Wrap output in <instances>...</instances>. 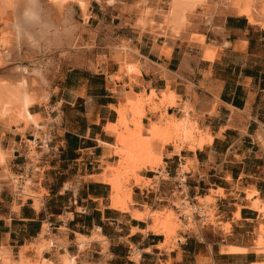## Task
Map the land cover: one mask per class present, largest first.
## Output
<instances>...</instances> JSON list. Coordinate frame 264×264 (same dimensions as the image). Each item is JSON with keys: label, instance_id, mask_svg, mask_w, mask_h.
Here are the masks:
<instances>
[{"label": "crops", "instance_id": "obj_1", "mask_svg": "<svg viewBox=\"0 0 264 264\" xmlns=\"http://www.w3.org/2000/svg\"><path fill=\"white\" fill-rule=\"evenodd\" d=\"M165 1L118 0V4L127 12L142 2L162 10ZM91 2L85 23L94 30L98 49L82 56L80 62L58 55L50 58L48 105L30 108L51 119L45 148L31 128L18 131L0 125V146L10 150L8 170L29 177L31 191L39 195V205H35L32 197L21 198L10 185H1L0 246L8 248L13 259L22 252L32 260L35 251L29 245L46 222L50 234L44 238L51 237L53 244L41 256L53 262H60L65 252L76 258V264H251L264 260V253L256 254L250 247L256 233L264 237V215L255 201L264 204V30L229 10H215L217 30H205L203 35L207 52L199 43L189 46L176 39L164 55V39H153L145 30L138 32L131 12L127 19L109 6L107 12L92 10ZM202 10L196 8L194 14ZM153 19L157 23L160 17L155 13ZM121 43L138 54L142 69L139 66L133 79L114 77L118 64L108 47ZM97 55L104 60L94 68L89 62L96 61ZM166 84L181 100L189 101L198 113V126L206 128L211 142L192 151L182 148L179 154L165 145L161 156L165 182L150 190L144 203L160 210L163 203L159 202L172 194L175 175L187 159L192 163L184 174L188 197H211L217 219L215 224L202 226L200 236L182 233V240L172 247L161 234L145 230L144 220L111 208L108 186L100 176L103 160L109 162L112 156L107 144L113 137L104 129L115 120L111 106L125 96L149 88L158 91ZM157 116V112L151 114L152 119ZM32 140L39 154L34 159L27 156ZM141 175L157 176L152 172ZM247 190L255 194L247 197ZM131 197L134 207L143 211L139 197ZM84 238L91 239L85 242ZM79 241L83 243L80 249ZM133 247L140 251L138 262L130 258Z\"/></svg>", "mask_w": 264, "mask_h": 264}, {"label": "bare ground", "instance_id": "obj_2", "mask_svg": "<svg viewBox=\"0 0 264 264\" xmlns=\"http://www.w3.org/2000/svg\"><path fill=\"white\" fill-rule=\"evenodd\" d=\"M91 1H94L101 9L108 7L113 2L111 0H0V23L5 26L4 33L0 35V68H6L5 74L0 75V125L4 129L15 124H22L23 127L31 125L35 128L34 135L40 136L44 144L47 137L46 133L49 132L46 126L50 120L30 111V108L37 102V96L40 94L38 91L40 92L43 86L48 85V75L45 66H34L27 70L23 62L33 60L37 52L43 55L61 49L63 51L66 49V51L71 52H83L79 57L71 59L80 62L83 59L82 56L91 54L95 49H98L93 40L94 30L85 23L88 18L87 7ZM140 7H142L140 11L133 9L130 11L134 15L132 25L138 32L148 31L153 39L157 37L164 39L165 42L162 47L164 55L169 54L171 45L176 38L188 33V28H198L196 31L200 35H204L205 30L215 32L217 30V25L214 22L215 10H229L245 17L249 23L258 24L264 30V0H166L162 10H156L146 5ZM196 8L203 10L194 14ZM155 13L160 17L157 23L153 19ZM123 14V17L127 18L129 12ZM74 16L77 17V20ZM80 25L90 30L88 31L90 34L88 36L89 43L86 48L82 47L80 37H76V29ZM126 43L108 47V51L114 53L113 59L118 64V71L114 74L117 80L123 75L133 79V76L140 71V63L136 60L138 54ZM203 43L205 42L200 43V48L205 53L208 50ZM162 52L160 51V53ZM103 55H97L96 61L93 62L92 60L89 64L95 68L96 64L104 58ZM147 91L142 90L131 96H123L124 98L119 100L116 105L111 106L115 113V120L106 123L104 129L113 137V141L107 146L110 150L109 153L117 156V160L114 163L105 161L100 176L103 183L108 186V205L111 208L121 212H129L132 217L144 220L147 224L145 230L161 234L164 242H167L174 236L178 226L176 214L173 210H153L146 205L143 211L135 208V202L131 197L132 188L140 187L142 184L144 177L139 174V171L142 169L155 171L161 167L163 163L162 150L165 145L170 146L172 152L179 154L182 148L190 151L201 148L204 144L211 142V135L206 128L198 126V113L189 101L181 100L167 84L158 91L153 88H149ZM168 108H177V114L167 112ZM160 110L163 113L161 119H152L151 114L158 113ZM40 129L45 130L39 131ZM261 141L263 142L262 138ZM29 143L34 145L35 141L32 140ZM43 147L45 148V144L42 149ZM30 149L32 148L30 147ZM9 151L0 146V176L9 178L13 192L23 197L30 196L38 202L39 195L34 194L30 189L31 179L25 176L22 177L23 180H20L18 176L8 170ZM33 152L34 155L35 151ZM190 167H192V163L188 161V163L180 165L179 171L187 172ZM159 178L160 176L157 175L156 179ZM254 194V190L246 191L247 197ZM212 201V198L208 196L197 199L198 203L203 204L206 209L208 208L209 213L212 209L208 205ZM255 201L258 205L257 210L264 215V204L257 199ZM174 205L179 208L183 216L189 218L195 209L191 204L183 203V201L174 202ZM235 216H238V211ZM201 218L204 217L201 216ZM198 226L195 225V227ZM48 228L47 224H43L41 231L34 238L32 244L35 248V255L32 260L24 257L22 252L18 253L16 259H13L7 250L8 248L0 246V264H52L51 261L42 259L41 256V252L53 244L51 237L44 238L45 234H50ZM95 238L99 239L100 237ZM90 239L84 238V241ZM82 247L83 243L79 241L78 248ZM250 247L256 254L264 253V237L259 233L254 235ZM133 253L138 259L139 254ZM59 264H76V258L65 252L61 255ZM82 264L86 263L83 262ZM251 264H264V260L255 261Z\"/></svg>", "mask_w": 264, "mask_h": 264}, {"label": "rangeland", "instance_id": "obj_3", "mask_svg": "<svg viewBox=\"0 0 264 264\" xmlns=\"http://www.w3.org/2000/svg\"><path fill=\"white\" fill-rule=\"evenodd\" d=\"M110 1V0H109ZM111 1H113L112 3H110L109 4V7L111 8V9H114V10H117V14H118V16L120 17L121 16V14H123V13H128L127 11H125V9H124V11H123V6L122 5H120L119 6V4H118V0H111ZM116 2V3H115ZM143 3V2H142ZM141 3V4H142ZM145 4L143 3L142 5H139L138 7H135V9H133V10H135V11H137V10H141V8L142 7H140V6H144ZM223 5V4H222ZM221 5V6H222ZM139 7H140V9H139ZM91 8H92V10H95V9H98L99 7L97 6V4L94 2V1H92L91 2ZM105 9V11L107 12V7H105L104 8ZM130 11H132V10H130ZM129 11V12H130ZM111 13L110 12H108L107 13V15H110ZM75 18H76V20H77V17L76 16H74ZM90 24H92L91 22H90ZM81 26V25H80ZM78 27L77 29H76V33H77V38H79L80 37V42L82 43L81 45H82V47H84V48H86L87 47V44L89 43V32L88 31H90V30H88V29H85V27H83V26H81V27ZM4 28V29H3ZM195 29V30H194ZM198 28H195V27H191V28H188V30H187V34L186 35H184V36H180V37H178V38H176V39H181V40H185L186 42H188L189 40V46H193V45H195V44H197V43H202L203 41H204V39H203V35H200L196 30H197ZM5 30V26L3 25V24H1L0 23V35H2V33H4L3 31ZM79 30V31H78ZM81 30V31H80ZM84 30V31H83ZM86 32H88V33H86ZM78 33H80L79 35H78ZM162 39V38H161ZM195 40V41H194ZM192 41H193V43H192ZM85 42V43H84ZM87 42V43H86ZM191 42V43H190ZM86 44V45H85ZM193 44V45H192ZM119 45H124V43H121V44H119ZM114 50V49H113ZM59 51V52H58ZM61 51H63L62 49L61 50H57L56 52H54V53H46V54H40L39 52H37V53H39V54H37V53H35V57L33 58V60H30V61H28L27 60V62H23V64L26 66V68H27V70H30L32 67H34V66H36V67H43V66H45V68H46V74H47V71H48V65L51 63L50 61H51V59L50 58H55L57 55L58 56H62V58L64 59V60H67V58L68 59H72V58H74V57H79L80 55H82L83 54V52H71V51H69V50H67L66 51V49H64V51L63 52H61ZM61 52V53H60ZM64 53V54H63ZM71 54V55H70ZM77 54V55H76ZM74 55V56H73ZM76 55V56H75ZM40 56V57H39ZM47 57V58H46ZM47 63V64H46ZM11 67V66H10ZM28 68H30V69H28ZM5 71H6V68L5 69H3V68H0V75H3V73L5 74ZM47 78H48V76H47ZM49 80V79H48ZM49 82V81H48ZM47 87V88H46ZM51 88H50V82L48 83V85L47 86H43V88H41L40 90V92L38 91V93H40V94H38V98H39V96H40V98H39V100H38V98H37V102H39L38 104H40V105H43V106H47L48 104V96H49V93H50V90ZM44 90V91H43ZM43 91V92H42ZM42 92V93H41ZM42 94V95H41ZM37 102L34 104V105H36L37 104ZM160 106V105H159ZM160 109H161V106H160ZM167 112H172L173 114L175 113V115L177 114L176 112H177V108H171V109H167L166 110ZM159 114H158V116H157V118L156 119H154V120H157V119H161V117H162V110H160L159 112H158ZM44 118H46V117H44ZM47 118H49V120L51 121V119H50V117H47ZM14 128H16V130H18V131H23L24 130V128H26V127H23L24 125H22V124H15V125H12ZM27 127H29V128H31V130H32V132H34V134H35V128L33 127V126H31V125H28ZM49 127V124L46 126V129H49L48 128ZM9 128H11V127H9ZM41 130H45V129H40L39 131H41ZM110 134V133H109ZM32 135V134H31ZM111 135V134H110ZM33 137V136H32ZM40 137V136H39ZM31 144L29 143V146H30ZM35 145V146H34ZM34 145H31L30 147L32 148V149H30V152L33 150V151H35V154L33 155V153L31 152V153H29V150H28V154L31 156H29L28 154H27V156L28 157H30V158H32V159H34L35 157H38L39 156V154L37 153V148H36V142H35V144ZM40 149V148H39ZM109 149V148H108ZM39 151V150H38ZM109 152H110V150H109ZM37 153V154H36ZM33 156V157H32ZM109 162H111V163H114L115 162V160H117V156H114V155H112V156H109L108 157V159H107ZM102 162V161H101ZM104 162V163H103ZM103 162H102V167H101V169H100V171L102 172V170H103V165L105 164V160H103ZM186 163H188V161H187V159H186ZM179 169H180V167H179ZM179 169H178V173L175 175V180L176 179H179V178H183L182 176H184V174H185V172H180L179 171ZM145 170H147V169H142L141 171H139V174L141 175V174H144L145 172H152V173H154L155 175H159L160 176V178L159 179H156V176L155 177H153V179H147V178H145L144 177V179L142 180V184H141V186L140 187H137V188H135V187H133L132 188V194L131 195H137L138 197H139V203H141L142 205H146L145 203H144V201H146L148 198H149V192H150V190H155L156 189V186L158 185V183H160V181H161V183L160 184H162L163 182H165V179L164 178H166V175H165V172H164V170H163V163H162V165H161V167L160 168H158V169H156L155 171H145ZM10 173H12V174H14V175H16V176H18L19 178H20V180H23V178L22 177H25V176H23L22 174H19V175H17V174H15V173H13V172H11L10 171ZM160 173H164V174H160ZM142 176V175H141ZM185 178V177H184ZM146 182H147V184H146ZM2 184H4V185H6L8 188H10V184H9V178L8 177H1L0 176V187H1V185ZM145 185V186H144ZM182 190H183V195H185L186 196V198L188 199V201L185 199V198H181V195H179V193H178V191L175 189V188H173V191H171L172 192V194H170L168 197H167V199L166 200H163V201H161V202H159V203H163V206H159L160 207V210H173V212L176 214V216H177V219H176V221H177V224H178V226H177V228H176V230H175V234H174V236L170 239V241H172L171 243H170V241H169V243L168 244H170V247H172L175 243H176V240H178V239H180V240H182V238H181V234L182 233H190V234H195L196 236H200V229H201V227L202 226H204L205 224H215V221L217 220L216 218H215V213H216V206L214 205V202L212 201V203L210 204V205H208L209 207H211V209H212V211H211V213H209L208 211L209 210H207L206 209V207L203 205V204H200V203H196V201H197V198L196 199H194L193 201H190L189 200V197H188V194H187V192H186V187H184V186H182ZM42 191V190H41ZM170 192V193H171ZM21 198H23V196H21ZM183 201V203H189V204H191L195 209L193 210V214L190 216V218L188 217V216H183V214H181V211H179V208H176L177 206L176 205H174V202H176V203H179V202H182ZM33 202H34V204L35 205H39V203L38 202H36V201H34L33 200ZM136 205V204H135ZM137 206V205H136ZM176 206V207H175ZM146 207H148L149 209H150V207H149V205L147 204L146 205ZM167 210V211H168ZM200 210V211H199ZM206 210H207V212H206ZM195 212H197L199 215H201L202 217H204V218H201V220L199 219V220H196L197 219V217H194L193 218V216H194V213ZM180 215H182L183 217H184V219H182L181 217H180ZM185 220V221H184ZM195 220V221H194ZM43 224H47L46 222L45 223H43ZM42 224V225H43ZM197 224V226L198 227H195V225ZM48 225V224H47ZM221 226H222V224H220ZM224 227H226L225 228V230L227 231L228 230V224H226V226L225 225H223ZM194 227V228H193ZM257 234V233H256ZM29 247H33V245H29ZM34 248V247H33ZM34 251H35V248H34ZM133 252H137L139 255H140V251L135 247H133L132 248V250H131V253H130V258L132 259V260H134V261H136V262H138V259L135 257V255H134V253ZM134 256V257H133ZM42 259H46V258H44V257H42ZM60 259H61V257H60ZM47 261H51V260H49V259H46ZM61 261V260H60ZM58 261H56V262H53V261H51V263L52 264H59L60 262H58Z\"/></svg>", "mask_w": 264, "mask_h": 264}, {"label": "built area", "instance_id": "obj_4", "mask_svg": "<svg viewBox=\"0 0 264 264\" xmlns=\"http://www.w3.org/2000/svg\"><path fill=\"white\" fill-rule=\"evenodd\" d=\"M182 186L185 187V178H184V176H183V178H179V179H176V180L174 181V188L178 191L179 195H181V198H185V199L188 201V199L186 198V196L183 195ZM189 200H190V201H193V199H190V198H189ZM188 202H189V201H188ZM180 217H181L182 219H184V217H183L182 215H180ZM194 217H197L196 220L201 219V215L197 214L196 212L194 213L193 218H194ZM194 219H195V218H194ZM194 221H195V220H194Z\"/></svg>", "mask_w": 264, "mask_h": 264}]
</instances>
